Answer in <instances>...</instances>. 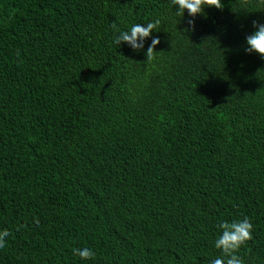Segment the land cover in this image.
I'll return each mask as SVG.
<instances>
[{
	"label": "trees",
	"instance_id": "1",
	"mask_svg": "<svg viewBox=\"0 0 264 264\" xmlns=\"http://www.w3.org/2000/svg\"><path fill=\"white\" fill-rule=\"evenodd\" d=\"M0 264H264V0H0Z\"/></svg>",
	"mask_w": 264,
	"mask_h": 264
}]
</instances>
